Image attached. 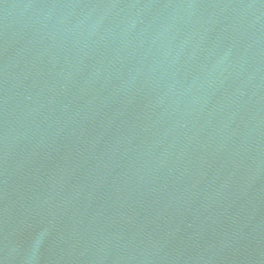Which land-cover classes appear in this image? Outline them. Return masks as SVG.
Returning <instances> with one entry per match:
<instances>
[{"label":"water","instance_id":"water-1","mask_svg":"<svg viewBox=\"0 0 264 264\" xmlns=\"http://www.w3.org/2000/svg\"><path fill=\"white\" fill-rule=\"evenodd\" d=\"M0 264H264V0H0Z\"/></svg>","mask_w":264,"mask_h":264}]
</instances>
